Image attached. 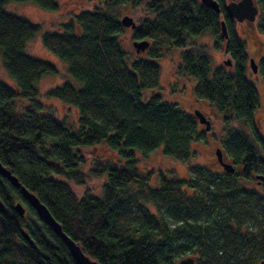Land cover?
<instances>
[{
    "label": "trees",
    "instance_id": "obj_1",
    "mask_svg": "<svg viewBox=\"0 0 264 264\" xmlns=\"http://www.w3.org/2000/svg\"><path fill=\"white\" fill-rule=\"evenodd\" d=\"M95 1L91 11H77L59 30L41 36L43 47L64 62L81 85L76 89L63 82L46 92V97L76 111V127L71 130L38 101L35 84L45 74H56L52 64L24 51L40 25L4 8L6 2H33L46 11H57L59 5L55 0H0V59L13 81L12 86L0 81V163L97 264H175V240L190 234H195L192 244L200 264H253L249 260L256 256L264 259V190L244 191L239 206L237 174L217 178L186 164L187 180L159 177L152 187L149 176L134 168L135 151L146 155L161 149L163 155L187 162L193 156L192 145L202 137L194 115L161 102L158 94L143 97L158 86L155 59L164 50L178 48L182 49L178 71L192 81L193 95L222 115L223 153L241 163L244 178L251 172L262 174L264 187V140L253 123L256 91L245 77L247 55L231 20L222 7L215 12L197 0ZM254 2L264 34V0ZM126 3L142 11L132 39L149 42L145 56L133 60L121 44L124 27L111 11ZM206 32L215 48L224 41L222 54L229 60L228 66L212 73L202 50L187 49L190 38ZM93 148L105 153L83 172ZM111 154L117 165L105 160ZM94 177L104 178L99 197L86 192L77 197L68 183L84 186L85 179ZM184 187L195 193L190 196ZM0 200L5 206L0 214V264H75L64 244L21 199L19 188L1 176ZM16 201L25 205L23 217L12 209ZM213 211L218 217L209 223L207 215ZM213 226L222 234L219 240L212 236ZM221 247L226 251L222 256L211 250ZM238 250L239 259L226 255H237Z\"/></svg>",
    "mask_w": 264,
    "mask_h": 264
},
{
    "label": "rangeland",
    "instance_id": "obj_2",
    "mask_svg": "<svg viewBox=\"0 0 264 264\" xmlns=\"http://www.w3.org/2000/svg\"><path fill=\"white\" fill-rule=\"evenodd\" d=\"M59 5L57 11H46L40 9L33 2H6L5 10L20 16L30 22L40 25L41 30L25 45V53L37 59H41L52 64L56 69L55 75L45 74L35 84L38 91V101L41 105L55 116L58 121H64L67 128L73 130L76 127V111L74 108L67 107L61 104L54 98L46 97V92L49 89L60 86L63 82H68L74 88L81 87L80 83L73 79L67 72V65L60 61L52 52L45 49L42 45L41 36L44 31H57L60 29V25L66 22L77 11H91L97 4L95 0H55ZM230 1V0H224ZM112 13L117 17L119 21L124 15H128L133 18L136 25H139L141 20L142 11L139 7H134L131 3H126L113 7ZM258 16L259 11L253 22H236L232 24L233 31L243 41L247 63L245 68V77L250 82L256 91L257 107L253 114L254 128L258 136L264 140V59L262 66L259 68V73L254 74L249 67V57L254 59L256 55L264 58V34L259 31L258 28ZM250 24V25H249ZM78 31V29H77ZM79 32V31H78ZM121 44L124 51L129 55V60H133L137 56L144 57V52L135 53L132 47V30L125 28L120 34ZM262 42V44H259ZM214 41L211 35L206 32L203 35L192 37L188 40L187 49H199L202 50L209 58L210 73L222 66V61L226 58L222 54L224 48V41L218 43V48L214 47ZM185 49V50H187ZM261 49V51H259ZM182 49L169 48L162 51L160 57L155 59L159 67L158 86L154 91H145L143 94L144 99H147L152 94H158L160 101L167 104H173L178 110L187 114L193 115V110L197 109L201 111L206 118L210 121V127L208 131L204 130V125L198 123L195 118L196 130L202 137L199 141L192 145L193 156L187 162H182L174 158L165 156L162 154L161 149L142 155L139 152H134L135 170L143 175L149 176L150 186H156L159 177L172 178L179 181H185L189 178V171L186 164L193 165L195 167H201L203 170H212L220 172V169L212 163V154L215 148L220 147L224 136L222 115L208 102L195 98L193 95V83L183 73L178 71V65L180 63ZM0 81L4 84L12 86V79L8 76L2 67L0 59ZM18 104H25V101L19 100ZM258 148V146L256 147ZM222 150V149H221ZM105 152L100 151L99 148L89 149L87 166L82 167L81 171L86 172L90 161L101 160V156ZM105 160L111 161L114 165L118 164L116 155H108ZM239 170V167L236 168ZM84 186L75 185L72 182H68L72 192L81 197L84 192L93 196H101V187L104 182L103 177H94L91 179H85ZM255 181L245 184L246 186H255ZM188 193V191H186ZM21 202V201H20ZM25 207L24 203L21 202ZM149 212L154 213V208L151 204L147 205ZM165 220H169L168 218ZM169 229L172 230L173 223L168 221ZM180 256L175 257V262ZM178 264V263H177Z\"/></svg>",
    "mask_w": 264,
    "mask_h": 264
},
{
    "label": "water",
    "instance_id": "obj_3",
    "mask_svg": "<svg viewBox=\"0 0 264 264\" xmlns=\"http://www.w3.org/2000/svg\"><path fill=\"white\" fill-rule=\"evenodd\" d=\"M201 5L207 9L219 12V4L216 0H199ZM223 10L228 18L234 19L237 22L248 21L253 22L257 13L258 8L254 0H238L231 1L223 6ZM119 24L122 27L130 28L134 30L136 24L132 17L124 15L120 18ZM220 33L222 38H227L226 25L221 20L219 22ZM149 46L147 40H138L132 42V47L135 53L144 52ZM222 65L228 66L229 60L225 59L222 61ZM249 67L253 73L256 72V65L252 59L249 60ZM193 115L197 119L199 124L204 125V130L208 131L210 127V121L206 116L199 110H193ZM219 157V153L217 152ZM222 168L228 173L234 171V167L229 163H222ZM0 176L3 177L12 187H17L20 190L21 199L34 211L36 216L43 222V224L64 244L69 252L70 257L75 264H97L96 261L92 260L89 256L85 255L80 246L70 239L61 228V225L51 216L48 209L43 205L39 199L30 191L23 186L19 185L17 178L0 163ZM12 209L19 217H23L25 214V207L20 201L14 202ZM5 213V206L0 200V214ZM22 235L28 239L27 234L22 232ZM191 259L181 260L180 264H190Z\"/></svg>",
    "mask_w": 264,
    "mask_h": 264
},
{
    "label": "flooded vegetation",
    "instance_id": "obj_4",
    "mask_svg": "<svg viewBox=\"0 0 264 264\" xmlns=\"http://www.w3.org/2000/svg\"><path fill=\"white\" fill-rule=\"evenodd\" d=\"M197 1L200 3L199 0H197ZM216 1L219 4V8L220 7L223 8L224 4L231 2V1H238V0H230L228 2L224 1V0H216ZM229 19L231 20L232 24L235 23L234 19H231V18H229ZM244 22H248V21H245V20L242 21V23H244ZM259 44H262V42H260ZM259 51H261V49ZM256 58L257 59L249 57V60L252 59L256 65V67H257L256 72L254 73L255 75L259 73V68L262 66L261 64H262V61L264 59L263 57H261L259 55L258 56L256 55ZM221 149H220V147L215 148L214 153L212 154V163L214 164V166H216L220 169V172H215L212 170H207V172L211 173L212 175L216 176L217 178H226L227 175L237 174L238 178H239V186L237 187V189L239 190V206H242V202L240 201V197L242 196V193L244 191H252L254 193H260V194L262 193V191L264 190V187L261 184L263 176L260 173L251 172L247 178H244V176H243L244 171L241 169V163L239 161L235 162L233 160V158L225 155L223 153V150H221ZM217 152L219 153V157L217 156ZM222 163L231 164L234 167V171L232 173H228L227 171H225L222 168V165H221ZM237 167H239L238 171L236 170ZM252 180L255 181V183H256L255 186H246L245 185V184L250 183ZM183 190L188 191V194H190V196L195 193L193 191L194 189H192V188L184 187ZM207 216H208V222L211 223L210 221L214 217H215V219L218 217V212L217 211L209 212V214ZM232 228L235 229V226H233ZM211 231H212V236L215 240H219V238L222 236V234H219V229L217 226H213ZM243 233H244V226L242 225V221H239V234L243 235ZM194 239H195V234H193V235L190 234L188 237L184 236V238H179V237L176 238L174 246L176 247V250L178 252L177 256H180V258L175 262V264H177V263L180 264L181 260H186V259H191L190 264H200L202 262L199 259L200 254L197 251H195L196 250L195 246L192 244V242L194 243ZM211 250H213V253L216 256H222L224 253H226V251L223 247H221L219 249H211ZM226 255H228L230 257H236L238 259L240 256L239 250H238L237 255H234L233 253H229ZM249 261L253 264H264V259H259L258 256H256L255 258H253L252 260H249Z\"/></svg>",
    "mask_w": 264,
    "mask_h": 264
}]
</instances>
